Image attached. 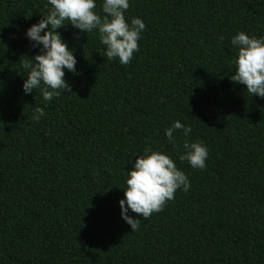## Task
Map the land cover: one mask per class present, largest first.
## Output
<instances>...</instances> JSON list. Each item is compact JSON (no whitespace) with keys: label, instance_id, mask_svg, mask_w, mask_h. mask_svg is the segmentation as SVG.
Listing matches in <instances>:
<instances>
[{"label":"trees","instance_id":"trees-1","mask_svg":"<svg viewBox=\"0 0 264 264\" xmlns=\"http://www.w3.org/2000/svg\"><path fill=\"white\" fill-rule=\"evenodd\" d=\"M45 4L0 0V264H264V99L230 79L231 37L264 36V0H130L146 28L128 65L103 55L98 30L60 28L77 71L47 102L21 90ZM177 120L192 131L173 144ZM185 139L207 146L203 170L176 159ZM148 146L190 188L132 231L118 201Z\"/></svg>","mask_w":264,"mask_h":264},{"label":"clouds","instance_id":"clouds-1","mask_svg":"<svg viewBox=\"0 0 264 264\" xmlns=\"http://www.w3.org/2000/svg\"><path fill=\"white\" fill-rule=\"evenodd\" d=\"M46 0L47 12L37 23L25 31V38L39 52L21 64L27 73L21 90L25 95L38 89L45 102L59 96L61 92H72L65 79V72L76 73L77 59L62 39L58 29L69 24L86 34L98 30L103 55L108 60L116 59L128 65L134 53L139 51L138 41L146 25L140 17H126L130 0ZM102 13V15H101ZM236 55L233 63L235 72L231 80L246 86V91L264 99V36L256 37L245 31H237L230 40ZM43 110L36 108L33 120L39 122ZM182 130L184 137L192 131L190 125L173 121L164 130V136L175 144L174 133ZM183 151L176 159L187 161L194 169L206 167L208 148L198 140L185 139ZM127 171L124 196L118 201L121 219L135 231L141 219H148L160 212L166 202L174 199L176 191L187 192L190 181L186 173L177 167L175 159L162 150L144 149L140 156L130 162ZM131 213V214H130Z\"/></svg>","mask_w":264,"mask_h":264}]
</instances>
